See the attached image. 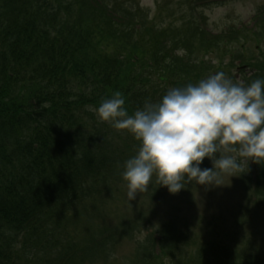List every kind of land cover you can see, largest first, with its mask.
Returning a JSON list of instances; mask_svg holds the SVG:
<instances>
[{"label":"trees","instance_id":"16d2710c","mask_svg":"<svg viewBox=\"0 0 264 264\" xmlns=\"http://www.w3.org/2000/svg\"><path fill=\"white\" fill-rule=\"evenodd\" d=\"M138 10L117 0H0V264H17L18 237L24 254L56 253L51 264H80L109 250L104 232L86 244L56 237L65 221L84 220L139 146L127 130L117 142L120 129L95 109L119 91L131 115L211 70L196 54L220 48L217 36H196L190 25L183 34L182 25L154 27ZM178 46L191 58L173 55ZM255 164L262 189L264 160ZM207 248L181 256L161 243L165 257H177L170 264H231L230 251Z\"/></svg>","mask_w":264,"mask_h":264},{"label":"rangeland","instance_id":"374dc122","mask_svg":"<svg viewBox=\"0 0 264 264\" xmlns=\"http://www.w3.org/2000/svg\"><path fill=\"white\" fill-rule=\"evenodd\" d=\"M117 1L121 5L138 7V19L149 21L154 27L197 25L209 36L218 34L221 45L227 43L231 35H236L222 55H208L213 59L204 57V61L214 66L212 74L223 71L228 78L243 82L245 86L259 79L255 66L264 54V0ZM184 51L179 49L177 54ZM235 54L242 57L241 60L232 61ZM116 132L117 142L129 137L126 130ZM199 166L210 168L212 163L205 157ZM252 178L251 160L235 175L221 176L223 184L218 186L189 181L177 193H170L153 177L147 191L137 193L128 201L125 182L121 176H116L113 184L107 186L111 189L95 203L87 205L82 216L84 220L65 221L56 237L62 243L68 240L86 244L92 233L104 232L101 237L111 236L107 242L109 250L103 255L98 253L94 259L86 258L80 264H134L139 254L142 264L154 261L170 264L177 254L191 253L196 257L203 241L217 247L227 246L231 264H237L240 257L264 264V207L250 202L252 190L258 189ZM163 231L170 232L172 239L168 240ZM15 240L16 251L11 250L17 257V264L53 262L56 253L51 250L50 253L42 249L31 255L24 254L19 247L21 238ZM2 242L0 238V244ZM161 243L174 245L175 257L168 254L165 257Z\"/></svg>","mask_w":264,"mask_h":264},{"label":"clouds","instance_id":"9594fccd","mask_svg":"<svg viewBox=\"0 0 264 264\" xmlns=\"http://www.w3.org/2000/svg\"><path fill=\"white\" fill-rule=\"evenodd\" d=\"M119 91L95 109L99 120L127 130L139 141L123 165L128 201L153 180L177 193L186 183L222 185L249 160H264V79L245 86L223 71L197 83L172 87L133 114ZM207 157L210 168L199 165Z\"/></svg>","mask_w":264,"mask_h":264}]
</instances>
